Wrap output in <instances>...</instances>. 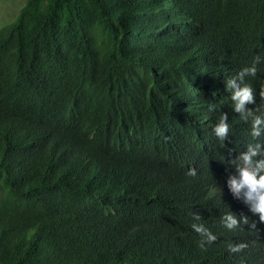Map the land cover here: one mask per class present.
<instances>
[{
  "label": "trees",
  "instance_id": "1",
  "mask_svg": "<svg viewBox=\"0 0 264 264\" xmlns=\"http://www.w3.org/2000/svg\"><path fill=\"white\" fill-rule=\"evenodd\" d=\"M256 54L264 0H24L0 27V264H264L225 184L252 140L225 84Z\"/></svg>",
  "mask_w": 264,
  "mask_h": 264
},
{
  "label": "clouds",
  "instance_id": "2",
  "mask_svg": "<svg viewBox=\"0 0 264 264\" xmlns=\"http://www.w3.org/2000/svg\"><path fill=\"white\" fill-rule=\"evenodd\" d=\"M261 63H264V56L256 54L248 66L241 68L236 76L225 84V87L231 90L232 110L238 113L242 120L250 123L252 137L245 150L229 161L231 171L225 179V184L234 199L245 205L260 222H264V109L246 107L248 104H255L256 95L252 86L245 82V77L256 76L257 66ZM259 96L264 97V88L259 91ZM214 107V104L211 105L210 110ZM229 129L228 114L221 113L213 126V133L221 144L228 138ZM195 174L194 168L188 170V175ZM215 191L217 192L216 187ZM192 217L194 222L190 227L201 237L198 246L204 249L205 245L214 242L217 236L203 223H198L201 220L199 213H192ZM221 222L229 230L244 229V225L248 226V231L255 232L256 229L255 220H250L243 214L237 219L230 211L223 214ZM245 247L247 245L241 242L228 245V250L235 253Z\"/></svg>",
  "mask_w": 264,
  "mask_h": 264
},
{
  "label": "rangeland",
  "instance_id": "3",
  "mask_svg": "<svg viewBox=\"0 0 264 264\" xmlns=\"http://www.w3.org/2000/svg\"><path fill=\"white\" fill-rule=\"evenodd\" d=\"M24 0H0V27L13 20Z\"/></svg>",
  "mask_w": 264,
  "mask_h": 264
}]
</instances>
